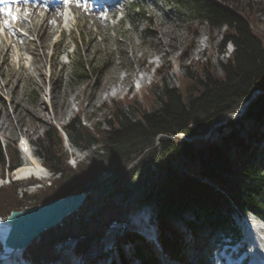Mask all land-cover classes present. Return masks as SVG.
<instances>
[{
	"label": "trees",
	"instance_id": "16d2710c",
	"mask_svg": "<svg viewBox=\"0 0 264 264\" xmlns=\"http://www.w3.org/2000/svg\"><path fill=\"white\" fill-rule=\"evenodd\" d=\"M183 1L190 3L197 21L189 27L192 35L200 25L221 30L219 48L231 47L225 62L192 61L191 69L180 72L176 87L161 81L163 73L157 72L160 80L139 98L124 96L111 102L106 128L87 127L78 118L63 126L73 146L88 150L98 145L103 150L102 158L111 169L106 177L97 178L98 168L85 161L71 169L56 128L50 125L43 132L36 142L43 154L41 163L59 177L21 198L16 194L21 183L1 187L0 217L58 197L89 194L77 212L41 233L24 250L33 262L57 258L55 246L70 238L79 239L77 253L93 246L102 254L109 226L125 224L112 232L113 264H127L131 258L140 264H159L151 247L128 229L129 215L142 204L154 207L165 256L181 263L188 261L185 244L179 241L182 232L174 221L185 211H191L196 222L212 216L221 222L234 211L264 216L263 157L258 149L264 132V33L255 17L264 12L262 0ZM247 101L242 115L213 128L208 139L197 138L228 114L238 113ZM180 135L193 139L185 141ZM19 165L13 144L0 147L2 168L11 171ZM129 165L130 170L120 176ZM113 174L117 176L107 182ZM184 226L191 230L194 222Z\"/></svg>",
	"mask_w": 264,
	"mask_h": 264
},
{
	"label": "rangeland",
	"instance_id": "374dc122",
	"mask_svg": "<svg viewBox=\"0 0 264 264\" xmlns=\"http://www.w3.org/2000/svg\"><path fill=\"white\" fill-rule=\"evenodd\" d=\"M134 2L139 3L134 14L130 10L127 12L129 3L119 14V18H113L110 23L79 16L74 21L70 34L65 30L61 31L58 37L57 33L52 34L54 28L44 39H37L29 34L37 40L34 41L36 44H33L35 52L31 59L24 53L20 56L21 62L18 65L23 67L20 70H17L14 63L15 58L11 54L8 55L16 52L14 44H11L8 57L6 55L7 58L2 60L4 63L1 62L0 55V92H9L12 99L8 105L0 101V147L10 143L17 148L19 138L24 136L30 143L34 158L37 155V160L42 161V150L36 142L50 125L60 128L78 118L90 128L94 125L106 128L104 120L111 102L122 100L124 96L139 98L152 83L160 80L161 74L157 75V72L163 73L161 81L170 87H176L178 74L183 72L185 67L191 69L192 61L211 59L214 63L225 62L231 47L219 48L221 30H210L200 25L197 33L192 35L189 27L191 23L196 22L195 19L189 20L190 16L187 18L173 10L167 12V9H164L163 12L162 0H133L132 3ZM262 4L264 6V0ZM255 17L259 30L264 33V12H258ZM149 18L151 21H148ZM28 39L31 41L27 36ZM6 42H10V39L0 38V46H4ZM31 50L32 46H28L27 51ZM65 53L69 54V62L63 65L61 61L64 60ZM182 53L186 55L183 57ZM29 59L33 64L28 63ZM35 66L39 67V74L34 71ZM100 67L102 69L99 71ZM165 68L168 70L165 71ZM16 72L18 81H12L7 89L2 87L5 77L9 79ZM137 76H144L143 80L140 82ZM121 78L123 80L119 84L118 80ZM114 85L119 88L112 91L110 96H104V88ZM63 146L66 150V143ZM70 150L82 157L81 161L98 168L95 173L97 178L106 177L111 173L110 167H107L102 158L103 150L98 145L90 151L76 146ZM68 153L66 152L67 155ZM0 172L4 176L3 179L7 175L10 180V173L4 171L1 166ZM19 182V187L25 188V185L29 184L28 180ZM18 192L17 189V198H21ZM103 196L101 197L104 198ZM96 200L94 197L93 201ZM82 213H86L85 210ZM191 218V215L185 213L181 219ZM179 219L174 221V225L182 231V220ZM213 220V216L208 221L199 220L196 222L197 228H202L205 222ZM112 232L113 227L103 239L101 248L106 244L110 245L114 240ZM70 242L55 246V252L62 254L57 259L62 264H71L69 256L72 250L70 245H67L71 244ZM78 244L79 241L77 246ZM193 246L189 245L190 258L194 257ZM95 248L91 246L81 256L90 258L92 253L99 250ZM66 253L67 255L63 256ZM209 258L212 257L207 256L203 260L207 261ZM95 264L102 263L97 261Z\"/></svg>",
	"mask_w": 264,
	"mask_h": 264
},
{
	"label": "water",
	"instance_id": "95a60500",
	"mask_svg": "<svg viewBox=\"0 0 264 264\" xmlns=\"http://www.w3.org/2000/svg\"><path fill=\"white\" fill-rule=\"evenodd\" d=\"M248 102L241 106L239 109L240 114L244 111ZM240 114H228L224 121L214 124L212 128L224 124L229 117L239 116ZM180 137L185 141H189L182 135ZM208 137L209 132L205 137L200 136L199 138L207 139ZM129 168L125 169L120 175L127 172ZM115 176L116 174L112 175L108 181L113 180ZM88 194L89 191H84L58 197L21 210H12L5 218H0V261L7 260L13 254L26 249L41 233L60 224L65 218L78 211Z\"/></svg>",
	"mask_w": 264,
	"mask_h": 264
},
{
	"label": "bare ground",
	"instance_id": "6f19581e",
	"mask_svg": "<svg viewBox=\"0 0 264 264\" xmlns=\"http://www.w3.org/2000/svg\"><path fill=\"white\" fill-rule=\"evenodd\" d=\"M49 18L56 19L57 16L55 17L53 12L39 14L37 8L31 6L15 8L14 13H12L11 15V18L6 16L0 18L1 20L0 27L2 29V33L6 36L7 32H9L10 30L13 31V36L11 35V37H9L10 42L8 43L6 42L4 46H0V55L2 56L1 57L2 60L6 58L7 53L10 51L11 44H14V48L16 52L22 51L23 46H25L26 44L31 45L28 43L27 36L20 34L17 28L24 29L28 34L34 35L37 39H39V37L40 39L41 38L44 39L49 33L52 32L53 29V24L48 23L47 19ZM71 21L72 20H70L69 18L68 19L66 18L65 14L62 15L63 25L68 26ZM34 52L35 50H32L31 53L34 55ZM34 71L37 74H39V67L35 66ZM16 76H17V72L13 73L11 78L9 79H6L5 77L4 80L5 82L2 85V87L7 89L8 85L11 84L12 81L17 82L18 78H16ZM143 77L144 76L142 77L137 76L140 82L143 80L142 79ZM122 80H123L122 78L118 80L119 84L122 82ZM118 88L119 87L116 85L110 88H106V89L104 88L103 90L104 96H110V94L113 93L112 91H116ZM1 123L0 126L2 125ZM45 174H47L46 170L43 167H41L38 160L34 158L33 155H30L28 158L23 160V163L20 166L14 169L12 173V178L14 180H17L32 176L42 177ZM22 253L17 252L13 254L7 260L0 261V264H26L22 259H19L22 257Z\"/></svg>",
	"mask_w": 264,
	"mask_h": 264
},
{
	"label": "snow or ice",
	"instance_id": "6c2138e0",
	"mask_svg": "<svg viewBox=\"0 0 264 264\" xmlns=\"http://www.w3.org/2000/svg\"><path fill=\"white\" fill-rule=\"evenodd\" d=\"M3 2H4V3H9L10 0H3ZM11 14H12L11 11H9V12H8V15H11Z\"/></svg>",
	"mask_w": 264,
	"mask_h": 264
}]
</instances>
